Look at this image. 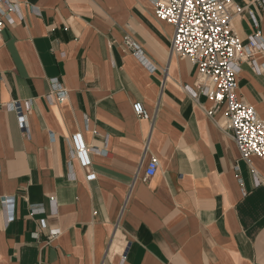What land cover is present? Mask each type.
Masks as SVG:
<instances>
[{"label":"crops","instance_id":"0c3cea01","mask_svg":"<svg viewBox=\"0 0 264 264\" xmlns=\"http://www.w3.org/2000/svg\"><path fill=\"white\" fill-rule=\"evenodd\" d=\"M12 1L0 31V264H264V158H240L226 102L209 116L206 96H192L197 66L171 52L174 27L154 0ZM235 2L242 42L261 32L239 95L264 119V7ZM50 78L68 89L64 102ZM76 133L92 180L72 156Z\"/></svg>","mask_w":264,"mask_h":264},{"label":"built area","instance_id":"2783aa9c","mask_svg":"<svg viewBox=\"0 0 264 264\" xmlns=\"http://www.w3.org/2000/svg\"><path fill=\"white\" fill-rule=\"evenodd\" d=\"M255 1L264 7V0ZM154 4L156 17L174 27L171 52L181 58H189L197 66V88H189L192 96L195 100L199 94L206 96L211 103L205 107L209 116L214 114L222 102H226L227 119L223 127L231 130L240 158L249 164L254 156L264 158V119L252 104L239 95L238 74L241 60L251 59L257 48L255 38L261 34L257 31L248 43H244L235 31L233 20L245 7L235 0H154ZM14 10H17V4L12 0H0V31L5 26L7 14ZM124 42L137 57L143 58L141 45L137 41L126 36ZM49 83L55 100L64 102L68 97V89L58 78H50ZM8 106L17 112L22 130L28 132L27 114L21 101L13 100ZM133 109L137 114L149 117L141 101L134 102ZM72 139V156L78 158L86 169L88 180L96 178L90 150L81 134H74ZM159 165L160 160L155 156L151 157L146 178L154 175ZM253 173L256 177L257 172ZM256 183H259L257 178ZM14 202V196L5 197L1 202L8 212L7 223L14 219ZM59 234L58 228H52L49 238L54 239Z\"/></svg>","mask_w":264,"mask_h":264}]
</instances>
